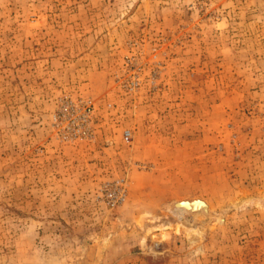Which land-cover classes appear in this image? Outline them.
<instances>
[{"label":"rangeland","instance_id":"obj_1","mask_svg":"<svg viewBox=\"0 0 264 264\" xmlns=\"http://www.w3.org/2000/svg\"><path fill=\"white\" fill-rule=\"evenodd\" d=\"M0 264H264V0H0Z\"/></svg>","mask_w":264,"mask_h":264},{"label":"bare ground","instance_id":"obj_2","mask_svg":"<svg viewBox=\"0 0 264 264\" xmlns=\"http://www.w3.org/2000/svg\"><path fill=\"white\" fill-rule=\"evenodd\" d=\"M177 211L191 212L195 215H206L208 212V206L205 201L201 199H194L191 201H180L175 203Z\"/></svg>","mask_w":264,"mask_h":264},{"label":"built area","instance_id":"obj_3","mask_svg":"<svg viewBox=\"0 0 264 264\" xmlns=\"http://www.w3.org/2000/svg\"><path fill=\"white\" fill-rule=\"evenodd\" d=\"M125 136H126V137H128V136H129V133H128V132H126Z\"/></svg>","mask_w":264,"mask_h":264}]
</instances>
